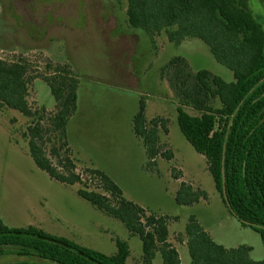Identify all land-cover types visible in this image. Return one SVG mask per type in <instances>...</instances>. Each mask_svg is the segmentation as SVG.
Returning <instances> with one entry per match:
<instances>
[{"label": "rangeland", "instance_id": "374dc122", "mask_svg": "<svg viewBox=\"0 0 264 264\" xmlns=\"http://www.w3.org/2000/svg\"><path fill=\"white\" fill-rule=\"evenodd\" d=\"M248 4L264 31L261 0H248ZM126 6L125 1L116 0H0V59L24 57L32 73L46 75L50 73L45 71V58L70 65L79 80L78 111L71 122L79 131L69 145L76 172L83 175L89 190L103 193L83 174L86 168L100 170L125 199L149 213L177 218L168 224V241L177 249L180 264H190L183 234L190 216L215 243L225 248L248 246L250 259L264 260L259 234L242 227L229 214L204 157L181 134L177 100L160 77L161 67L177 56L194 73L203 69L226 82L233 81L232 73L198 39L174 45L162 33L153 45L145 32L128 26ZM28 89L32 109L54 112L55 102L45 82L35 80ZM142 97L147 121L156 117L167 120L168 133L160 132L159 144L173 157L170 161L157 157L156 173L143 169V144L131 130ZM185 110L198 114L191 108ZM30 122L18 112L0 107L1 221L11 228L34 226L109 256L116 253L114 240L119 239L128 246L126 264H141L137 235H130L121 222L81 199L77 195L81 185L61 184L36 168L24 135ZM175 175L179 180L172 178ZM181 182L204 191L207 199L191 206L177 205L174 196ZM23 263L50 264L17 247H5L0 253V264ZM153 264H161L158 254Z\"/></svg>", "mask_w": 264, "mask_h": 264}, {"label": "trees", "instance_id": "16d2710c", "mask_svg": "<svg viewBox=\"0 0 264 264\" xmlns=\"http://www.w3.org/2000/svg\"><path fill=\"white\" fill-rule=\"evenodd\" d=\"M116 1L126 2L128 26L145 32L153 45L162 33L174 45L198 39L214 60L232 73V82L203 69L194 73L178 56L160 69V77L177 100L181 134L204 157L229 214L242 227L258 233L264 247V31L252 16L248 0ZM261 3L264 8V0ZM44 62L48 75L32 73L24 57L0 59V107L31 120L24 135L33 164L56 182L81 185L83 188L77 190L81 199L121 222L130 235H137L141 264H153L157 254L161 264H180L176 248L168 241V224L177 218L149 213L125 199L121 189L100 170L86 168L83 174L103 193L89 190L83 175L76 172L66 126L77 109L79 80L70 65L47 58ZM38 79L49 87L55 102L53 113L32 109L28 103V88ZM185 108L198 114L190 115ZM145 109L142 97L132 119V131L143 144V169L156 173L157 157L166 161L173 157L159 144L160 132L168 133L167 120L156 117L147 121ZM172 178L179 180L176 175ZM201 199H207L206 193L184 182L174 196L181 206ZM183 234L190 264H264V260L250 259L248 246L225 248L215 243L194 216L189 217ZM114 243L116 253L109 256L34 226L8 227L0 219V253L5 247H17L50 264H126L127 244L119 239Z\"/></svg>", "mask_w": 264, "mask_h": 264}, {"label": "crops", "instance_id": "0c3cea01", "mask_svg": "<svg viewBox=\"0 0 264 264\" xmlns=\"http://www.w3.org/2000/svg\"><path fill=\"white\" fill-rule=\"evenodd\" d=\"M161 80V79H160ZM77 111H78V103H77V109H76V112H75V114L73 115V117L71 118V119H69V121H68V123H67V127H66V134H67V140H68V143H69V145H70V140L72 139V138H74L75 136H77V131H79L78 129H76V127H75V123L72 125V120L74 119V117L76 116V114H77ZM137 112V111H136ZM135 112V113H136ZM135 115V114H134ZM133 115V116H134ZM132 119H133V117H132ZM132 119H131V130H132ZM72 125V126H71ZM132 133H133V131H132ZM145 152V151H144ZM205 230V229H204ZM177 250V249H176Z\"/></svg>", "mask_w": 264, "mask_h": 264}]
</instances>
